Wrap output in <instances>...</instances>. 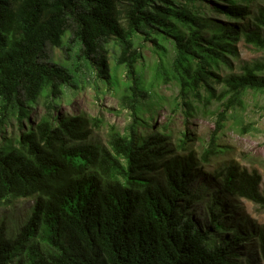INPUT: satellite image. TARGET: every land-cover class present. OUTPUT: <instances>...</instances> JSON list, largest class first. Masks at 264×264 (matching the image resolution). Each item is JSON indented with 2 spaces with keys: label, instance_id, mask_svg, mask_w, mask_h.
<instances>
[{
  "label": "trees",
  "instance_id": "1",
  "mask_svg": "<svg viewBox=\"0 0 264 264\" xmlns=\"http://www.w3.org/2000/svg\"><path fill=\"white\" fill-rule=\"evenodd\" d=\"M206 0H0V127L10 111L21 132L6 138L0 130V205L34 197L32 215L16 237L0 226V264H252L243 261L242 242L256 235L264 258V231L228 228L220 194L243 197L264 207L262 175L237 162L215 172L218 190L206 201V225L194 216L205 194L196 182L193 156L172 154L168 126L144 134L148 125L142 98L148 93L136 68L139 52L132 51L136 35H144L171 62L179 94L193 114L191 97L208 92L207 100L241 103L249 89L264 90L263 65H246L241 75L222 77L217 69L235 54V43L264 49V9L251 15L255 0H227L212 6L231 22L206 17L197 3ZM207 4V3H206ZM247 19V20H246ZM242 21L244 24H242ZM81 45L79 56L94 62L99 76L110 83L104 42L121 45L135 82L129 100L132 121L124 132L112 125L108 144L89 140L105 122L89 112H54L49 102L38 120H31V104L46 90L53 97L63 84L74 85L72 69L48 62V45L62 47L68 30ZM215 82H223L220 93ZM196 110V109H195ZM226 114H218L217 128L202 158L220 150L215 135ZM23 120H28L26 125ZM185 141L180 142L184 147ZM253 231V232H252ZM219 232L223 238H215ZM254 233V234H253ZM48 246L43 250L35 239Z\"/></svg>",
  "mask_w": 264,
  "mask_h": 264
},
{
  "label": "rangeland",
  "instance_id": "2",
  "mask_svg": "<svg viewBox=\"0 0 264 264\" xmlns=\"http://www.w3.org/2000/svg\"><path fill=\"white\" fill-rule=\"evenodd\" d=\"M227 0H206L197 5L201 12L218 23H229L231 20L212 10V6L226 4ZM251 15H257L258 9H264V0H255L251 3ZM247 20V19H246ZM242 24L243 21H242ZM72 30H68L64 37L62 47L48 45L46 48L48 62L57 63L72 69L74 74V85L63 84L61 94L53 97L49 90L41 94L31 106V120L35 121L46 112V105L52 102L56 110L77 114L89 112L92 115L101 116L104 124L95 129L89 140L108 144V134L112 125L124 132L132 121L129 100L123 94L130 92V86L134 84L135 78L129 72L126 63L121 62V45L112 38L103 43L100 54L106 58L111 73L110 83L99 76L96 65L90 59H85L80 54L81 45L71 41ZM132 51L139 52L141 57L136 61V68L142 72L147 84V94L142 98L143 114L148 125L139 126L137 130L150 134L162 132V126L167 124L168 149L172 154L193 156L195 161L196 182L205 194L204 201L195 205L194 216L202 224L206 225L208 215L206 201L211 197L210 193L218 190V179L215 177L217 169L230 162H237L240 166L249 170H257L262 175L261 189L264 191V90L249 88L245 90L240 98L241 103L226 107V100L213 98L205 99L208 92L202 88L201 97H191L193 114L185 105L179 94V84L173 78L171 62L174 50L167 43L165 53L161 52L155 45L138 34L134 38ZM246 65L264 66V49L247 43L242 37L235 43V54L228 57V63L223 64L217 72L226 77L229 75H241ZM264 76V69L256 72ZM217 93L224 88L223 82H215ZM129 91V92H128ZM224 110L226 114L223 126L216 132L215 144L218 153L213 155L209 161H204L202 153L208 147L214 130L217 128L218 114ZM27 125L28 120H23ZM6 138L18 136L21 132L19 122L14 112L10 111L0 127ZM0 138V145L4 143ZM185 141L184 147L179 144ZM220 203L225 210V222L231 232L264 231V207L243 197H231L220 194ZM35 204L34 197H21L12 199L10 202L0 205V226L4 225L9 237L14 238L22 226L32 215ZM233 229V230H232ZM252 231V232H253ZM226 233L215 234L218 240ZM254 234V233H253ZM38 247L47 250L45 242L37 238L34 240ZM243 254V261L252 264H264L260 243L256 235L242 242L239 246ZM19 264H28L26 256ZM15 264V263H13Z\"/></svg>",
  "mask_w": 264,
  "mask_h": 264
}]
</instances>
